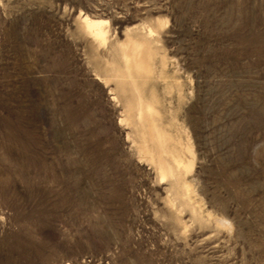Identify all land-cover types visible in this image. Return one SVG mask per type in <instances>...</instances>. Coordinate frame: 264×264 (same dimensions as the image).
<instances>
[{"label": "rangeland", "instance_id": "obj_1", "mask_svg": "<svg viewBox=\"0 0 264 264\" xmlns=\"http://www.w3.org/2000/svg\"><path fill=\"white\" fill-rule=\"evenodd\" d=\"M0 264H264V0H0Z\"/></svg>", "mask_w": 264, "mask_h": 264}, {"label": "bare ground", "instance_id": "obj_2", "mask_svg": "<svg viewBox=\"0 0 264 264\" xmlns=\"http://www.w3.org/2000/svg\"><path fill=\"white\" fill-rule=\"evenodd\" d=\"M98 22V21H97ZM101 24V23H100ZM97 25H98V23H97ZM90 28L91 27H93V26H96V22L95 23H91L90 25ZM99 28V26L97 27V29ZM92 29V28H91ZM96 30V29H95ZM98 30H100V29H98ZM102 30V29H101ZM93 31V30H92ZM93 32H95V35H96V31H93ZM101 34V33H100ZM99 37V36H98ZM101 37V36H100ZM103 39V38H102ZM177 160V159H176ZM179 160V159H178ZM180 164V163H179Z\"/></svg>", "mask_w": 264, "mask_h": 264}]
</instances>
